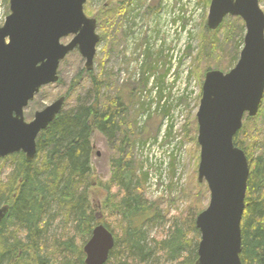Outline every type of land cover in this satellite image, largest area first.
Here are the masks:
<instances>
[{
	"label": "trees",
	"instance_id": "trees-1",
	"mask_svg": "<svg viewBox=\"0 0 264 264\" xmlns=\"http://www.w3.org/2000/svg\"><path fill=\"white\" fill-rule=\"evenodd\" d=\"M114 1L112 5L105 2L94 18L96 25L101 24L102 27L106 23L117 32L118 20L125 14L129 0ZM139 2L135 0L130 4L131 12L139 7ZM243 27L238 17H226L214 31L206 26V32H223L224 36L222 44L207 41L208 54L215 56L218 44L225 51L226 44L234 35L238 36L241 47ZM165 55H168L166 51ZM144 69L143 66L141 71ZM148 70L149 77L153 70L150 67ZM83 72L80 70L72 87L79 83ZM85 74L90 82L88 94L74 99L75 103L69 109L63 107L48 127L40 132L36 139L35 158L26 162L22 153L10 155L14 161L13 169L6 182L0 180V205L9 206L7 215L0 222V264H84L83 250L76 246L73 237L78 236L85 243L97 224H103L112 233L106 219L104 223H99L88 199L91 137L95 131L118 153L110 160L113 170L110 185H114L116 190L111 199H117L106 207L121 219L124 226L121 227L120 245L116 249L113 235L114 247L108 260L112 256L115 264H159L156 257L162 254L165 263L161 264H194L197 254L189 237L191 232H198L195 219L172 222L166 238L161 242L152 240L151 245L141 229L145 221L153 222L160 213L156 203L142 198L140 187L146 177L137 178L134 163L126 158L128 150H125L134 142L130 129L133 126L136 130L137 126L136 121L127 122L129 130H121V122H125L128 110L125 88L129 85L124 84L126 86L116 89L114 94L106 93V88L110 87L106 81L110 76L108 71L101 70L96 74L92 69ZM148 77L145 81L141 80L142 85L147 84ZM155 80L158 81L156 76ZM155 85L158 88L157 82ZM157 90L156 97L151 99L147 93L138 106H145L147 110L153 106L161 108V89ZM136 98L135 94L132 99L138 103ZM134 112L136 116L138 110ZM254 118L258 120V113ZM249 119L253 117L245 115L243 121ZM244 125L233 137L234 145L244 152L249 165L241 219L240 259L242 264H264V147L255 154L258 148L254 146V141L246 140ZM57 221H60L59 224L52 230Z\"/></svg>",
	"mask_w": 264,
	"mask_h": 264
},
{
	"label": "water",
	"instance_id": "water-1",
	"mask_svg": "<svg viewBox=\"0 0 264 264\" xmlns=\"http://www.w3.org/2000/svg\"><path fill=\"white\" fill-rule=\"evenodd\" d=\"M86 0H9V15L0 26V158L36 156V139L63 107V96L31 120L24 109L40 88L58 80L60 62L73 50L90 71L99 35L96 20L87 17ZM226 16L238 17L245 33L238 60L227 72L204 74L195 114L199 164L197 181L209 193L207 206L195 217L201 233L194 264H242L241 219L249 175L244 152L233 143L245 114H257L264 93V12L258 0H210L206 19L216 30ZM72 36L67 43L61 40ZM0 207V222L8 212ZM112 235L98 225L85 244L84 264H104Z\"/></svg>",
	"mask_w": 264,
	"mask_h": 264
},
{
	"label": "rangeland",
	"instance_id": "rangeland-1",
	"mask_svg": "<svg viewBox=\"0 0 264 264\" xmlns=\"http://www.w3.org/2000/svg\"><path fill=\"white\" fill-rule=\"evenodd\" d=\"M105 2H110L111 5L115 3L114 0H88L87 5L84 7V12L89 17H95L96 14L101 11L102 5ZM182 2H185L188 6L182 5ZM209 3L210 0H140L139 7L135 8L133 10L134 12L130 11L131 6L128 4L125 14L118 20L119 28L117 32H114L113 28L106 25V23H104L105 26L102 27L100 26L101 24H97L96 32L99 34L100 39L96 46L94 72L97 74L100 73L101 70H106L110 73L109 78L106 80L109 82L110 87L106 88V93L114 94L116 89L124 88V86H126L124 84L129 85H127L129 88H125V93L128 95L126 104L128 110L125 115V122H121V130H129V128H127V122L129 124L134 121L137 122L139 113L137 112L135 116L134 111L138 110L139 103H137V101L135 102V99L133 100L132 97L134 98L136 94V99L138 100L137 94L143 88L141 80H143L144 74L149 72L147 71L149 67L153 70L152 74H155L158 78V81L155 80L158 84V88L165 89L163 79L169 72L166 66L168 60L171 58L170 55H165V51L172 50L175 52L179 49L181 44L182 33H177L179 29L177 22L183 26L190 22V32L187 41L189 46L188 51L191 56L192 54L194 55L192 56L188 70H190L192 79L196 82L197 86H200V89L204 74L208 69H219L226 72L236 63L241 49L237 40L238 36L236 35L230 38L228 44L225 46V51H223L218 44L215 50V56L208 54V46H206L207 41H219L222 44L224 38V36L222 37L223 32H206L205 27ZM261 5L264 11V0H261ZM4 11L8 12V0H0V13L2 14ZM129 16L131 18L127 20L126 17ZM183 16L184 18H182ZM171 31H173V33H171ZM171 34L173 35L172 38L170 37ZM243 35L241 37V42ZM70 39L71 36L62 39V43H67ZM159 39H162L160 44H158ZM139 41H141V43L146 42L147 44L145 55V59L147 56V62L145 63V69L141 71L143 73L142 78L137 81V83L120 82L118 70L125 65V63H122L123 66L120 64V50H125V44H133L134 46L135 43L138 45ZM133 46L131 48H133ZM235 55L236 57L232 61ZM124 62L126 61L124 60ZM84 63V59L77 50L69 53L59 65L58 81L43 87L35 96L34 100L25 108L24 115L26 120L29 121L32 119L34 112L42 110L60 96H64L65 102L67 103V105L64 104V109L72 107L75 103L74 99L77 97L84 98L90 89V82L85 74L86 70L84 68ZM80 70H84L85 72L82 73L79 83L75 87H72L73 81L76 80V76L79 74ZM199 99L197 101L195 100L194 104L184 101V105H187V109L185 113L186 120L181 134L183 142L181 146L183 147V151L179 160L173 159L168 166V173L171 178L174 176L176 169H180V174L183 176V187L181 189L179 188L180 190H178L174 199H172L170 195H167L165 199L151 198L146 187L147 180H145V183L143 181L140 187L142 190V198L148 202L156 203L157 212L160 213L156 220L153 222L145 221L141 227L146 233L147 241L150 245L152 240L161 242L166 238L173 224L172 222L177 221L183 223L185 220H194L196 215L208 204L209 193H207L206 184L197 181L200 151L196 140L197 123L195 113L199 104ZM259 108L258 120L254 118L256 114L253 116V119L245 120V122L243 121L242 123V125L245 124L244 126L247 130L246 140L249 142L254 141V146L258 148L255 154L259 153L264 147V95ZM160 114L162 116V111ZM161 116L155 114V116L153 115L149 118L143 128L136 126V130H134L132 126L130 129L134 134V142L132 141V146L128 147L125 151L128 150V157L126 158L135 165V175L137 178L145 176V169L152 171H159L160 169L158 164L153 163L154 159L158 156L156 150L148 148L138 153L135 144H137L139 140L145 143L155 138L160 129ZM253 127H255V131ZM144 128L146 130H144ZM117 144H119V142ZM91 146V175L89 177L91 185L88 187L89 204L91 209L96 212L99 223H104L103 221H105V219L107 220L117 242L115 246L116 249V247L120 245L119 240L122 234L121 227L124 225L121 219L116 217L112 210L106 206H110V203L112 201L116 202L117 199H111V196L115 194L116 190L114 189V185H110L113 176L110 160L113 157H117L118 153L116 152V148H111L106 143L103 136L97 131L92 134ZM143 155L144 158H142ZM141 160L143 164H141ZM160 161L159 164L163 167L162 159H160ZM13 165L14 161L13 159L11 160L10 155L5 158H0L1 182L7 181L6 177L12 171ZM199 184L202 186L200 187ZM59 222L60 221L54 223L52 230H55L56 224H59ZM73 238L76 246L82 249L84 245L83 241L78 236H74ZM189 241H191V245H193L197 251L200 241L199 230L197 234H195V232L190 233ZM111 257L107 261V264H115L113 257ZM157 258H159V264L165 263V257L162 254H158L156 259Z\"/></svg>",
	"mask_w": 264,
	"mask_h": 264
},
{
	"label": "built area",
	"instance_id": "built-area-1",
	"mask_svg": "<svg viewBox=\"0 0 264 264\" xmlns=\"http://www.w3.org/2000/svg\"><path fill=\"white\" fill-rule=\"evenodd\" d=\"M182 5L186 6L187 4L182 2ZM2 14L0 13V22L4 19V15ZM130 18L129 16L128 20ZM182 18H184V16ZM177 24L179 25L177 33H182L181 44L179 49L175 52L172 50L166 51L171 58L168 60L166 66L169 72L163 79L165 89H161L162 97L160 99V104L162 107L158 108L157 106H153L149 110L153 113L150 114L151 117L155 114L161 116L160 112L162 111L160 129L155 138L145 143L138 142V146H136L138 153L148 148L156 150L158 153L153 163L158 164L160 169L159 171L147 170L149 174L146 179L148 194L153 199L165 198L167 195L174 197L178 190L183 187V176L180 174V169L177 168L174 176L171 178L168 173V166L173 159L179 160L183 151V147L181 146L183 143L181 134L186 120L185 113L187 109V105H184V101L194 104L199 93L198 86L190 76V70H188L192 56L194 55L192 54L191 56L188 51L189 46L187 41L190 32V22L185 25L184 29L183 25H180L179 22H177ZM171 33H173V31H171ZM172 36L171 34L170 37L172 38ZM158 44H160V42H158ZM132 46L133 44H125V50H120V62L121 64L125 63L124 67L121 68L118 73L120 82L130 81L137 83V81L142 78L141 67H145L147 44L146 42L141 43V41H139L138 45L135 43L133 48H131ZM124 60L126 62H124ZM121 66H123V64ZM155 76V74H152L148 77V72L144 74L143 79L145 81L148 77V82L146 85L143 84V88L137 94L140 101L143 100V97L146 96L147 93L150 94L151 99L157 96L156 93L158 92V88L155 85ZM180 101H183V103H178V116H169L165 108L169 107L170 103L173 104ZM147 121V118L139 114L137 117V126L143 128ZM160 159L163 161V167L159 164L161 162Z\"/></svg>",
	"mask_w": 264,
	"mask_h": 264
},
{
	"label": "bare ground",
	"instance_id": "bare-ground-1",
	"mask_svg": "<svg viewBox=\"0 0 264 264\" xmlns=\"http://www.w3.org/2000/svg\"><path fill=\"white\" fill-rule=\"evenodd\" d=\"M135 0H131V3L132 2H134ZM126 19L128 20V17H126ZM125 19V20H126ZM125 20H124V22H125ZM126 20V21H127ZM185 28V26H183V29ZM125 29H127V28H125ZM142 68H143V66H142ZM141 68V69H142ZM147 71H149V70H147ZM143 74V73H142ZM190 76H191V72H190ZM138 103H140V100L138 101ZM178 103H183V101H180V102H175V103H173L172 105H169V107H167V108H165V110L167 111V113L169 114V116H171V117H176V116H178V111H177V107H178ZM144 105V104H143ZM64 107V106H63ZM63 107H62V109H63ZM142 106H139L138 107V113L140 114V116H142V117H144V118H147V120H149V118H151V115L150 114H153L151 111H149V110H147L146 108H145V106H143L142 108H141ZM141 108V109H140ZM62 109L60 110V112L62 111ZM59 112V113H60ZM138 127V126H137ZM242 127V126H241ZM145 129V128H144ZM241 129V128H240ZM239 129V130H240ZM238 130V131H239ZM237 131V132H238ZM236 132V133H237ZM143 141V140H142ZM136 142V141H135ZM139 143H142L140 140L138 141ZM145 142V141H144ZM36 150H37V145H36ZM36 153H37V151H36ZM15 154V153H14ZM11 155V154H10ZM9 156V155H8ZM142 158H144V155L142 156ZM141 162V164H143V161L141 160L140 161ZM145 169V168H144ZM145 172H144V175H145V177H146V179H147V177H148V174H149V172H147V170L145 169L144 170ZM9 207V206H8ZM98 225H102L111 235H112V238H113V243H114V237H113V234L103 225V224H97V225H95L94 226V228L95 227H97ZM94 228L92 229V231L94 230ZM200 232V231H199ZM91 235H92V232H91ZM91 235H90V237H91ZM90 237L88 238V240L84 243V245H83V248H84V246H85V244L89 241V239H90ZM200 240H201V233H200ZM198 245H199V243H198ZM113 247H114V244H113ZM113 247L111 248V250L113 249ZM83 248H82V250H83ZM197 249H198V247H197ZM110 250V251H111ZM110 251H109V253H110ZM197 252V251H196ZM84 253V252H83ZM84 255H85V253H84ZM108 257H109V254H108ZM85 259V258H84ZM83 259V260H84ZM107 260H108V258H107ZM106 260V261H107ZM241 260V259H240ZM242 263V262H241Z\"/></svg>",
	"mask_w": 264,
	"mask_h": 264
},
{
	"label": "flooded vegetation",
	"instance_id": "flooded-vegetation-1",
	"mask_svg": "<svg viewBox=\"0 0 264 264\" xmlns=\"http://www.w3.org/2000/svg\"><path fill=\"white\" fill-rule=\"evenodd\" d=\"M3 205H6V204H1L0 207L3 206ZM6 215H7V214H6Z\"/></svg>",
	"mask_w": 264,
	"mask_h": 264
}]
</instances>
